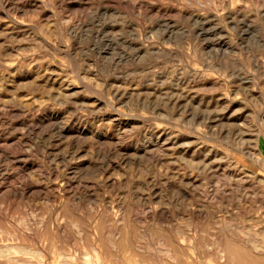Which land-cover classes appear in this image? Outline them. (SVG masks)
Instances as JSON below:
<instances>
[{
  "label": "rangeland",
  "instance_id": "rangeland-1",
  "mask_svg": "<svg viewBox=\"0 0 264 264\" xmlns=\"http://www.w3.org/2000/svg\"><path fill=\"white\" fill-rule=\"evenodd\" d=\"M0 264H264V0H0Z\"/></svg>",
  "mask_w": 264,
  "mask_h": 264
}]
</instances>
